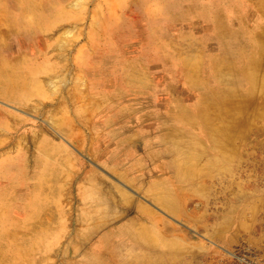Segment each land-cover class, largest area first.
<instances>
[{"label":"rangeland","instance_id":"1","mask_svg":"<svg viewBox=\"0 0 264 264\" xmlns=\"http://www.w3.org/2000/svg\"><path fill=\"white\" fill-rule=\"evenodd\" d=\"M263 3L0 0V264H264Z\"/></svg>","mask_w":264,"mask_h":264},{"label":"bare ground","instance_id":"2","mask_svg":"<svg viewBox=\"0 0 264 264\" xmlns=\"http://www.w3.org/2000/svg\"><path fill=\"white\" fill-rule=\"evenodd\" d=\"M263 2H264V0H263ZM263 4H264V3H263ZM249 76H250V78H249V82H250V83H249V84H250V86H251L250 88H253V86L256 84V83L254 82V76H253L252 74H250ZM253 95H255V93H253L252 90H249L248 93H247V96H246L247 98H244V100L242 101V104H243V105H245V104L247 105V104H248V100H249L250 97L253 96ZM248 98H249V99H248ZM231 101H232V100H231ZM237 101H238V99H237ZM228 103L230 104V101H229V102L227 101L226 104H228ZM233 103H234V102H233ZM235 104L237 105V103H235ZM228 106H229V105H228ZM237 106H238V105H237ZM230 109H237V107H233V108H230ZM223 131H225V129H223Z\"/></svg>","mask_w":264,"mask_h":264}]
</instances>
